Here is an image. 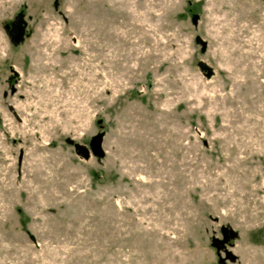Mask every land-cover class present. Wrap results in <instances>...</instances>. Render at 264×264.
Segmentation results:
<instances>
[{
    "label": "rangeland",
    "instance_id": "1",
    "mask_svg": "<svg viewBox=\"0 0 264 264\" xmlns=\"http://www.w3.org/2000/svg\"><path fill=\"white\" fill-rule=\"evenodd\" d=\"M0 264H264V0H0Z\"/></svg>",
    "mask_w": 264,
    "mask_h": 264
},
{
    "label": "water",
    "instance_id": "2",
    "mask_svg": "<svg viewBox=\"0 0 264 264\" xmlns=\"http://www.w3.org/2000/svg\"><path fill=\"white\" fill-rule=\"evenodd\" d=\"M21 16H17L15 22L13 23V30L11 32L12 35V39L15 44H17V41L23 36L24 34V29L22 27V20H21ZM102 140H103V134H99L96 137H94V140L91 143V147H92V152H94L96 155L98 156H102L104 154V151L102 149ZM71 142V141H70ZM76 148L78 149V151L80 153H83L86 156H89V150L87 149H83L80 145H76ZM222 234H223V238H214L213 239V245L218 248H225L226 243L229 241L232 232L230 231V229L227 226H223L221 228ZM227 258L231 261H235L237 259L236 255L231 253L228 249H225Z\"/></svg>",
    "mask_w": 264,
    "mask_h": 264
}]
</instances>
